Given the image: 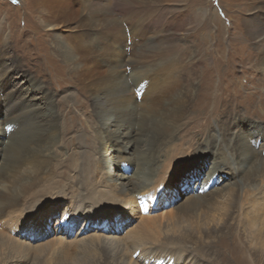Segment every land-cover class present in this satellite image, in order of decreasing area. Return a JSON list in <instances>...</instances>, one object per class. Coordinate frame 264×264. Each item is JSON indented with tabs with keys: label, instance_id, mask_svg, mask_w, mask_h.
<instances>
[{
	"label": "bare ground",
	"instance_id": "obj_1",
	"mask_svg": "<svg viewBox=\"0 0 264 264\" xmlns=\"http://www.w3.org/2000/svg\"><path fill=\"white\" fill-rule=\"evenodd\" d=\"M13 8L25 10V24L20 29L16 17L4 14L0 18V254L23 253L41 245L36 241L46 237L45 242L51 244L75 243L94 231L98 221L109 218L113 225L109 224L106 235L111 245L119 246L122 263L196 264L186 243L195 247L203 235L226 236L235 214L243 217L250 248L264 251V233L260 231L264 227V185L239 191L244 173L257 168L264 172V127L249 124L247 131L233 137L242 146L232 158L222 141L229 127L238 123L224 121L220 136L211 132L216 125H208L205 137L211 150H217L210 166L201 158L205 146L190 152L192 136L178 142L190 133L182 134L192 119V103L205 99L211 104L215 70L218 90L229 89V60H215L213 65L205 63L198 68L199 60L190 59V76L184 78L177 71L182 67L176 64L190 48L161 41L148 44L153 28L149 16L155 9L148 0H18ZM19 36L24 38L14 49L12 42ZM243 38L253 43L254 66L264 80V11L246 21ZM245 47L243 44L242 49ZM201 50L196 46L193 51ZM249 52L243 61L253 59ZM19 78L22 81H17ZM68 85L74 88L72 93L52 99L51 91ZM133 89L140 91L139 97ZM71 130L74 136L65 139ZM64 139L69 144L83 140V150L78 153L71 147L69 153L63 150L65 157L56 159L55 152L63 148ZM169 142H173L171 150L162 154L163 158L160 153L154 157V147ZM131 147L134 156L123 162L121 153H128ZM108 150L116 155L105 156ZM182 159H187L184 170L190 167L199 173L205 171L203 167L209 168L206 180L191 191L182 209H163L157 218L151 217L148 202L167 192V184L173 180L168 168L181 164ZM63 165L69 167V174L80 170L87 174L88 168H93L100 182L96 190L99 198L74 194L70 181L60 184L55 171ZM114 167L120 172L115 178ZM177 168L180 174L179 165ZM57 173L59 177L61 171ZM227 173L236 177L228 178L219 188L221 178L217 175ZM231 185H237L238 191ZM244 195L238 209V199ZM181 210L183 215H176ZM132 211L140 212L136 232L121 224L125 223L122 216ZM52 218L54 227L44 232L42 227ZM80 219L84 222L79 229L71 231ZM19 224L23 227L16 232ZM27 237L33 242L26 241ZM17 259L26 260L19 255L10 258Z\"/></svg>",
	"mask_w": 264,
	"mask_h": 264
},
{
	"label": "rangeland",
	"instance_id": "obj_2",
	"mask_svg": "<svg viewBox=\"0 0 264 264\" xmlns=\"http://www.w3.org/2000/svg\"><path fill=\"white\" fill-rule=\"evenodd\" d=\"M148 1L150 2L151 7L155 6V9L149 16V21L153 24V28L150 29L153 36L151 35V37L149 38L148 44L150 45L151 43L153 44L161 41L165 44H174L176 45V47L190 48L189 52L180 55L179 58L181 60L179 62L177 61L178 64H176V66L182 67L177 71L184 78L190 76L188 65V61H190V59L199 60L197 64L198 68H202V65H204L205 63L208 65H213V61L219 59L230 61V63L228 64L230 68L228 70L226 68L228 72L227 87H229V89L223 92H220L218 90L219 82L216 77L218 75V70H215L214 79L212 81L213 95L210 100L211 104L208 105L205 99L201 102L196 100L194 101V103H192V108L189 110L191 114L190 117H192V119L187 122V127L185 128V131L183 130L182 134L188 131H190V133L184 136V139L182 137H179L178 142L182 144L186 137L189 138L192 136V138H190V142L192 144V147L194 148L191 147L190 152L192 153L193 151L191 150L197 149V146H200L202 148L203 146H205L204 148H206V153H203V155L201 154V158L208 163L207 165L210 166L211 162L216 159L215 151L217 150H211V147L209 146L210 144L205 137L207 136V132H209V127L207 128V126L211 123L214 126L216 125L211 132L214 135L217 133L220 136L222 134L220 125H223L224 121L225 123H227L228 121H230L231 123L235 121L236 123H238V126H230L228 133L223 137L224 141H222V143L225 144L226 148H228V153L232 155L231 157L235 158V156H237L241 151L240 146H242V144L238 141L234 142L232 138L242 132L247 131V127L249 124L250 126L257 125V127H259L260 129L264 127V83H259V80H263V77L258 68L254 66V54L256 50L253 46V43L249 40H244L243 38L246 21L250 18V16L260 14L262 11H264V0ZM12 6H18V0H0V18H2L4 14L16 17V24L20 29H23L25 24L23 18L25 10L14 9ZM118 17L123 18L121 15H118ZM121 21L122 20H120V22ZM30 28L31 26H28V24L25 26L26 30H29ZM8 31V28H6L5 34H8ZM155 32L160 33L161 35L159 37H155ZM23 38L19 36L18 39H15L12 42V47H14L15 49V46H18V42H22ZM243 44H246V47L244 49H242ZM196 46L201 47L202 50L199 52H194L193 50ZM248 52L249 55L251 54V58L253 59L245 62L243 60ZM200 61L204 63L200 64ZM125 69L127 72L129 71L128 66H126ZM28 73L31 74L32 71H29ZM33 79L34 77L32 75L31 80ZM17 81L20 82L22 81V79L19 78ZM73 91L74 88L68 85L62 90L51 91L52 93H50L51 95L53 94L52 99L54 98L56 101L60 97H64L65 95L72 93ZM134 92L135 95L139 97L140 91L134 90ZM233 94L235 97L233 96ZM232 96L234 97V99ZM225 101L227 102V104ZM210 109H212V112L209 114ZM202 125L205 128H202ZM74 134V130H71L65 136V139L68 137L71 138L72 136H74ZM65 139L64 142L61 141V144L63 143L64 145L62 144L63 148H60V152H55L56 159L61 160L63 157H65V155H61L63 153V150H65L67 153H69L72 148H74V150H76L78 153L83 150V146L85 145V142L83 140L73 141V143L69 144L65 143ZM173 142H169L167 146H161L162 148L160 147V145L154 147L156 149L154 157L156 156V153H160L159 155L161 156V158H163L164 156L162 154H164L166 151L168 153V151L171 150L170 148H172L171 146H173ZM214 147L215 146L213 145L212 148ZM165 148L166 150L162 151ZM263 150L262 154L264 155ZM128 151V153H121V155L125 158L123 162L128 163V158L132 159V157L134 156L133 154H135V148L132 149L131 147L128 149ZM115 155V152H111L110 150H108L105 156L110 157ZM95 156L98 157L99 155ZM154 157L152 156L150 160ZM79 160L80 159L76 160V162L79 163ZM185 161H187V159H182V163L178 164L181 170L179 172L180 174H178L179 170H177L178 165L176 166L175 163V166L171 164L168 168V173L171 174L169 175V178L170 180H173H171L169 184H167V192H163L161 193V195L159 193L158 198L152 199L148 202L147 207L152 210L151 217L157 218L159 213L164 211L165 209L167 210L172 208L170 209L172 211H175L177 209L180 210V208L182 209L184 204L187 202L185 199L187 198V196L189 198L191 191H196L200 187L201 182L203 180H206L207 171L209 168L207 169L203 167L205 171H201L199 173L191 170L190 167H187L186 170H184V167L187 166V163H185ZM162 163L159 162L158 164L162 165ZM234 164L235 161L232 165ZM248 168L249 167L247 166L246 169ZM58 169L59 170H57L56 168L55 178H58L57 181L59 183L61 182L60 184H64L65 182L70 181L68 184L70 186V189L72 188L71 191L74 194L76 193L77 195H81L83 198L85 196H89L90 198L92 196L96 199L99 198L97 197L98 192H96V190L100 182L99 179L95 176V173L91 171L93 168L89 167L87 174L84 170L75 171L72 174H69L71 172L69 171V167L66 165H63ZM57 171H61L59 177H56L58 176ZM112 171L113 178H115L114 175H118L120 173L117 167H114ZM87 175H89V177ZM93 175L95 177H93ZM223 175H217V178H221V181L219 180V188H221L220 186H223V184L227 183L226 180L228 178L232 177L234 179L236 177L232 173L231 176L228 173L224 176ZM66 177H68V179ZM214 181L215 184L218 183V180L215 179ZM74 182L76 185L74 184ZM241 182L243 183V186L239 187L240 192L244 191L246 188V190L249 191L250 189H252L253 185L257 186L259 183L260 184L258 185V188L262 187L264 185V172H260V168H257V170H250L242 175ZM209 186L210 184L205 187V191L209 188ZM213 187L217 186L213 185L212 188ZM233 187L236 189V191H238L237 185H234ZM245 199L246 195H244L243 198L240 197V199H238V209H240V203L243 204ZM188 201H190V199ZM166 210L164 212H166ZM139 213L133 211L131 214L127 213L126 215L122 216L125 223H119H121L122 225L125 224L124 227L126 230H130V232H132V229H134V232H136L139 222ZM176 215H183L182 210L181 212L179 211V213H176ZM108 219L100 222L98 221V224L97 226H95L94 231H92L87 237L85 236V239L83 238L82 240H79L75 243L61 242L51 244L49 242H45L47 239H49V237H46L44 240H40L41 242L36 241L38 243H41V245L39 244L33 247V245L36 244V242H34L32 243L33 245L31 244L32 246L28 245L29 247L31 246L33 248L26 251L24 250L23 253L16 254L21 258H26V260H10V258H13L16 255L14 253H4L0 254V264H124L122 263L120 258L121 252L120 248H118L119 246L111 245V240L107 238L106 230L108 229L109 224L113 225V221ZM83 222L84 221L81 220L75 227L72 228L71 231L75 232L77 229H79ZM54 223L55 218H52L48 224H45L42 227V230L45 232L49 228L54 227ZM228 223L230 224V230L226 236L221 237L213 235L209 237L203 235L202 240L198 244H196L195 247H193L191 243H186L187 246L190 245L189 247L192 249L191 251L193 254V259L195 260L196 264H264V251H256V249H252L250 248L251 246H249V241L246 233L247 228L245 227V223L243 222V217L235 214ZM22 227L23 226L19 224V227L16 228L15 231L17 232ZM260 231H262V234L264 233L263 226ZM26 241H29L30 243L33 242V240H30L28 237L26 238ZM40 247H42V249ZM37 250H39V253L37 252Z\"/></svg>",
	"mask_w": 264,
	"mask_h": 264
}]
</instances>
